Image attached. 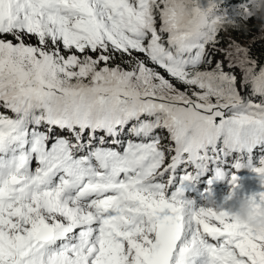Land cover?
Returning <instances> with one entry per match:
<instances>
[{
    "label": "snow or ice",
    "instance_id": "snow-or-ice-1",
    "mask_svg": "<svg viewBox=\"0 0 264 264\" xmlns=\"http://www.w3.org/2000/svg\"><path fill=\"white\" fill-rule=\"evenodd\" d=\"M217 7L0 0V264H264V232L174 188L226 163L264 188V63L220 46L258 18Z\"/></svg>",
    "mask_w": 264,
    "mask_h": 264
},
{
    "label": "clouds",
    "instance_id": "clouds-1",
    "mask_svg": "<svg viewBox=\"0 0 264 264\" xmlns=\"http://www.w3.org/2000/svg\"><path fill=\"white\" fill-rule=\"evenodd\" d=\"M251 3H252L251 15L256 16L258 19L264 21V0H251ZM261 28L262 30H264V23H262ZM115 63H119V61L116 60ZM256 152L259 153L260 152L259 149H257ZM183 168L184 167H182V169ZM241 173H243L242 169L235 171L236 175H240ZM250 178H251V171L248 170V174L245 179V182L247 179ZM204 179L206 182L210 183V180L208 178L204 177ZM221 181L223 182L224 185L228 180L223 179ZM240 185L241 184H239L234 189L233 193H235L239 189ZM229 193H231V189L229 190ZM225 195H229V194H225ZM208 198H210V196H208L207 199ZM208 202L217 211H226L234 219L235 222L241 225H245L253 231L264 232V204L258 205L254 203L253 200L251 199V195L247 197H243V196L240 197L238 199L237 206L234 209L231 207L224 209L220 205H217L214 200H209Z\"/></svg>",
    "mask_w": 264,
    "mask_h": 264
},
{
    "label": "trees",
    "instance_id": "trees-1",
    "mask_svg": "<svg viewBox=\"0 0 264 264\" xmlns=\"http://www.w3.org/2000/svg\"><path fill=\"white\" fill-rule=\"evenodd\" d=\"M218 7L216 9L217 15H224L226 18L234 19L236 18V13L238 11V5L242 2V0H216ZM199 5L202 8L208 7V0H198ZM260 20V21H258ZM255 22V24H254ZM258 22H263L261 19H251L247 22L246 26H241L239 29H229L227 31H222L220 33V38L227 37L229 35L233 40H241L244 38V42H239L241 45H245L250 47L251 56L254 59L264 63V35L259 37V33H255L254 29L257 26ZM251 34V35H249ZM253 38H256V42L253 43ZM225 45V44H222ZM117 60L120 62L119 57Z\"/></svg>",
    "mask_w": 264,
    "mask_h": 264
},
{
    "label": "bare ground",
    "instance_id": "bare-ground-1",
    "mask_svg": "<svg viewBox=\"0 0 264 264\" xmlns=\"http://www.w3.org/2000/svg\"><path fill=\"white\" fill-rule=\"evenodd\" d=\"M261 154H264V153H261V152H259L258 153V155L260 156ZM183 169H186V168H183ZM234 170V169H233ZM234 171H236V170H234ZM242 171H243V173H241L240 175H237V177L239 178L238 179V182H237V184L239 185V184H241V183H244L245 182V179H246V177H247V174H248V169L247 168H242ZM225 173H226V171H225ZM220 181V180H219ZM207 186L208 187H211L212 186V188L214 189H212V190H209L208 189V191H207V193L202 197V199H201V201L202 202H204L205 200H207V197L209 196V195H211V194H213L209 199H214L215 198V196H216V194H218V192H220V194H229V190L231 189V193H232V195H234L235 193H233V191H234V189H232L231 188V185L229 184V183H225L224 185H223V182L222 181H220V183L219 182H217V181H214V182H210V183H208L207 184ZM218 186V187H217ZM193 190H197V188H195V189H193ZM250 195H252V194H249V195H246L245 197H247V196H250ZM238 195H236L235 196V198L237 197ZM237 206V203L235 204V207Z\"/></svg>",
    "mask_w": 264,
    "mask_h": 264
},
{
    "label": "rangeland",
    "instance_id": "rangeland-1",
    "mask_svg": "<svg viewBox=\"0 0 264 264\" xmlns=\"http://www.w3.org/2000/svg\"><path fill=\"white\" fill-rule=\"evenodd\" d=\"M257 20V19H256ZM258 21H260V20H258ZM262 23L263 22H258L257 23V26L255 27V29H254V31H255V33H259V37H262L263 35H264V30H262V28H261V25H262ZM254 24H255V22H254ZM249 35H251V34H249ZM228 37H229V35H227ZM9 39H11V37H9ZM227 41H228V38L227 37H222L221 38V47H223L224 45H222V44H226L227 43ZM236 41H239V42H244V41H246V40H244V38H242L241 40H236ZM30 43H35V41L34 40H32V41H29ZM137 55H140V54H137ZM217 60L218 59H220L221 57L220 56H216L215 57ZM257 99V98H256ZM1 111H4L3 109H0ZM10 114V113H9ZM34 166V165H33Z\"/></svg>",
    "mask_w": 264,
    "mask_h": 264
}]
</instances>
